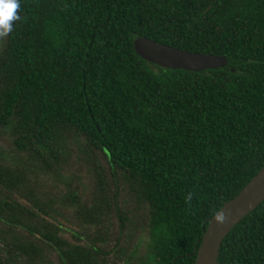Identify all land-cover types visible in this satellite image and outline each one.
<instances>
[{
	"label": "trees",
	"instance_id": "16d2710c",
	"mask_svg": "<svg viewBox=\"0 0 264 264\" xmlns=\"http://www.w3.org/2000/svg\"><path fill=\"white\" fill-rule=\"evenodd\" d=\"M18 15L0 46L15 155L0 264H121L139 230L142 264H195L209 219L264 165V0H20ZM141 39L229 63L160 67ZM218 262L264 264V201Z\"/></svg>",
	"mask_w": 264,
	"mask_h": 264
},
{
	"label": "water",
	"instance_id": "95a60500",
	"mask_svg": "<svg viewBox=\"0 0 264 264\" xmlns=\"http://www.w3.org/2000/svg\"><path fill=\"white\" fill-rule=\"evenodd\" d=\"M136 51L142 59L160 67L194 72L225 67L229 63V58L225 56L190 52L151 39L139 40ZM263 201L264 165L235 197L218 210L226 216L223 224H217L213 216L209 219L197 250L195 264H219L218 257L223 240L235 225Z\"/></svg>",
	"mask_w": 264,
	"mask_h": 264
},
{
	"label": "rangeland",
	"instance_id": "374dc122",
	"mask_svg": "<svg viewBox=\"0 0 264 264\" xmlns=\"http://www.w3.org/2000/svg\"><path fill=\"white\" fill-rule=\"evenodd\" d=\"M5 36L0 37V46L4 41ZM15 155L11 150L9 145V129H0V162H10L14 160ZM127 198L126 195L118 197L121 201ZM127 201V199L125 200ZM129 209L133 212H137L138 216L135 220H137L138 224L141 225L144 223V213H140V211L136 210V206L132 204V202L127 205ZM145 230H139L132 241L135 246L136 253L129 259V261H123L121 264H142L141 257L145 256L148 253V240L147 234L144 232Z\"/></svg>",
	"mask_w": 264,
	"mask_h": 264
},
{
	"label": "clouds",
	"instance_id": "9594fccd",
	"mask_svg": "<svg viewBox=\"0 0 264 264\" xmlns=\"http://www.w3.org/2000/svg\"><path fill=\"white\" fill-rule=\"evenodd\" d=\"M20 0H0V37L9 35L13 30V21L19 20L18 9ZM192 194L186 197L187 202H191ZM213 219L217 224H223L226 216L222 211H215Z\"/></svg>",
	"mask_w": 264,
	"mask_h": 264
}]
</instances>
